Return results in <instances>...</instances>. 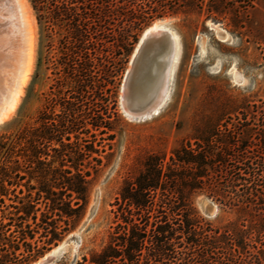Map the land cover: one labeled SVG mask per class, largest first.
Returning <instances> with one entry per match:
<instances>
[{
	"label": "rangeland",
	"instance_id": "374dc122",
	"mask_svg": "<svg viewBox=\"0 0 264 264\" xmlns=\"http://www.w3.org/2000/svg\"><path fill=\"white\" fill-rule=\"evenodd\" d=\"M13 3L0 0V44L3 38L2 47L11 43V30L16 32L13 15L16 11L21 22L23 11L27 14L26 3L30 7L28 17L33 19L35 52L32 72L23 86L17 107L0 123V264H32L59 245L63 247L51 264H91L92 254L102 252L109 244L118 247L116 244H121L124 236L119 226L124 223L121 214L125 206L120 191L126 182L134 181L148 158L152 162L159 161L161 169L160 185L155 192L157 209L159 205L167 210L172 206L182 212L183 194L203 223L212 228H223L230 221L244 218L235 208L222 204L204 191L182 185V177L186 178L187 172L182 175L176 152L179 150L182 156V146L190 144L195 148V138L209 134H212L211 144L218 150L223 145L217 140L229 144L226 134L235 127H256L246 134L255 136L257 133L261 137L264 127V0H203L202 4L198 0H182V12L155 18L144 26L136 43L146 28L158 22L177 36L179 44V54L169 74L167 97L160 111L144 120L130 118L121 98L136 43L121 67L117 65L121 56L118 47L112 41L104 42L99 55L107 59L103 60L104 66L97 65L101 69L98 71L101 81L94 88L88 81H82L80 88L66 64L64 27L55 26L49 38L52 46L47 50L44 21L38 22L31 1L15 0L16 6ZM211 4L217 11H208ZM21 23V30L25 32L17 33L22 38L23 47L20 48L23 50L29 24ZM8 26L13 28L9 30ZM221 30L227 37H222ZM99 84H103L102 97L96 93ZM80 91L85 95L81 102L84 112L89 100L87 94L91 91L93 99L104 104L111 116L107 133L96 131L98 152L90 153L91 156L85 153L87 142L83 141L90 138L88 133L80 134L83 153L77 156L74 135L67 140L64 134L61 145L57 133L49 126L46 128L40 118L45 112L57 123L63 120L67 100L77 102L75 96ZM88 122L86 119V128L91 127ZM36 135L46 137L40 139L36 151L41 160L52 163V169L61 167L56 156L62 153L66 154L63 168L73 169L72 166L77 165L82 172L91 171L87 177V200L67 222L65 216L51 210L50 201L46 204L43 197L36 204L39 210L33 209L28 215L24 212L28 210L23 209L27 195L36 194V189L30 186L39 185L34 171L44 167L38 161L28 160L27 155L31 154L29 139ZM12 143L15 146L12 147ZM93 157L101 158L97 170L91 167ZM51 174L57 177L55 172ZM33 214L37 216L35 220ZM55 225L57 232L64 228L58 236L53 234ZM28 245L34 247L32 256L19 262L17 259L23 260V256L28 255ZM143 255H148L146 249ZM143 259L142 256L139 264ZM178 263L176 260L162 264Z\"/></svg>",
	"mask_w": 264,
	"mask_h": 264
},
{
	"label": "trees",
	"instance_id": "16d2710c",
	"mask_svg": "<svg viewBox=\"0 0 264 264\" xmlns=\"http://www.w3.org/2000/svg\"><path fill=\"white\" fill-rule=\"evenodd\" d=\"M30 1L38 22L41 24L44 21L47 50L51 49L52 41L49 38L55 26L66 30L63 35L66 64L80 88L82 81H88L91 88L101 81L98 74L101 69L97 65L102 66L103 60L107 59L99 55L104 42L112 41L118 47L121 56L117 65L122 67L144 26L155 18L182 12V0ZM198 1L201 4L203 2ZM216 9L211 4L208 11ZM116 38H119L118 43ZM47 59L50 61L49 57ZM99 85L96 93L102 97L100 90L103 84ZM87 95L89 100L85 103L86 112L81 108V102L84 101L82 97L85 95L80 91L75 96L77 102L67 100L63 120L57 123L45 112L40 117L46 128L49 126L57 133L61 145L64 144V134L67 140L71 139V134L74 135L77 156L83 153L80 134H89L90 138L83 141L87 142L85 153L91 156L90 153L98 152L95 148L96 131L103 134L107 133L106 129H110L108 119L111 116L107 107L93 99L94 92L89 91ZM86 119L91 124L90 128L85 127ZM246 124L250 123L246 120ZM250 129L256 127L228 130L226 135L230 139L229 144L217 140L223 145L218 150L211 144L212 134H209L196 137L195 148L190 144L182 146V156L179 150L176 152L177 164L182 166V175L187 172V177H182V185L189 189L198 188L222 204L235 208L244 216L242 220L230 221L223 228H212L203 223L189 198L183 194L182 212L174 210L172 206L170 210L163 205L157 209L155 192L160 185L161 169L159 161L152 162L148 158L134 181L126 182L120 191L125 202L121 214L124 223L119 224L123 229V242L116 244L118 247L109 244L102 252L92 254L91 264H139L142 256L144 259L141 264L171 263L176 260L178 264H264V127L261 129V137L257 133L255 136L247 135L246 131ZM42 137L36 135L29 139L31 154L27 155L28 160L38 161L44 167L34 171L39 185L30 186L36 189V194L33 196L30 192L22 207L29 210H24L26 215L33 209L39 210L36 204L43 197L46 204L50 201L51 210L59 216H65L67 222L87 200V177L91 171L82 172L77 165L72 166L73 169L63 168L66 154L62 153L56 156L61 167L52 169V163L41 160V155L36 151ZM11 146L15 145L12 143ZM92 161V169L97 170L101 158L93 157ZM51 172H55L57 177L52 176ZM74 194L75 197H72ZM20 217L24 218L23 215ZM36 217L33 214L34 220ZM57 229L55 225V236L64 230L62 228V231L57 232ZM143 249L147 250L148 255H143ZM33 250L34 247L28 245V255L23 256V260H17H28Z\"/></svg>",
	"mask_w": 264,
	"mask_h": 264
},
{
	"label": "bare ground",
	"instance_id": "6f19581e",
	"mask_svg": "<svg viewBox=\"0 0 264 264\" xmlns=\"http://www.w3.org/2000/svg\"><path fill=\"white\" fill-rule=\"evenodd\" d=\"M12 1H14L15 3V0ZM18 1L20 3L23 2V0ZM14 3L13 6H16V4L14 5ZM24 5L27 14L25 13V11H23V20L21 19V22L24 21L25 25H27V23L29 24V34L27 35V42H24V44L26 43V46L24 45L25 48H23V50L22 48H20L21 44H23L22 38L20 36L22 32L20 31H24V29L22 28L21 30L20 24L22 23L19 22L20 18H18V13L16 11L15 15L12 14L16 19L14 20L13 24L16 27V32L13 29L11 30L13 33L12 36H10L11 43L8 42L9 46L2 47L1 44L5 40L3 38L1 41L2 43L0 44V123L5 121L11 116V114H13L14 110L17 107L20 95L23 92V86L28 81L32 72L35 52L34 27L33 19H30L28 17L30 16V7L26 3ZM6 18L4 20H6ZM9 22L10 21H8L7 23ZM11 28L13 27H9V30ZM17 31H19L20 34L17 33ZM148 32H151L157 38H161L163 36V33H168L169 41L166 42L163 48L164 50L157 54V56L147 58L144 61L141 66V70L134 80V83L130 84V76L133 70L134 63L133 60L138 51L139 45L132 54L130 67L126 71L124 82L122 85L123 94L121 96L124 111L132 119H137L135 118L136 115L142 116L150 114V109L151 111H154L153 115L157 114L160 111L162 104L164 103V100L166 99L168 94L169 74L170 72H172L173 63L176 61L179 54V44L177 36L170 29H168L166 25L155 22L152 26L146 29V33ZM221 33L222 37L224 38L226 36V33L222 30ZM140 120L144 119L140 118ZM62 247L63 245L55 247L32 264H40L49 256L56 257Z\"/></svg>",
	"mask_w": 264,
	"mask_h": 264
},
{
	"label": "water",
	"instance_id": "95a60500",
	"mask_svg": "<svg viewBox=\"0 0 264 264\" xmlns=\"http://www.w3.org/2000/svg\"><path fill=\"white\" fill-rule=\"evenodd\" d=\"M146 29L140 35L139 40L135 46V49L137 48L138 45H139V48L133 60L134 63H133V70L130 76V84L134 83V80L137 74L139 73V71L141 70V66L144 63V61L147 58L157 56V54H159L162 50H164L163 48L166 42L169 41L168 33H163V36L161 38H157L151 32L146 33ZM160 39H163V40H160ZM150 112L151 113L147 115H142V116L136 115L135 118L145 119L154 114V111H151V109H150ZM55 258H56L55 256H49L44 261H42L40 264H50L55 260Z\"/></svg>",
	"mask_w": 264,
	"mask_h": 264
}]
</instances>
